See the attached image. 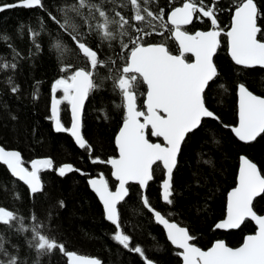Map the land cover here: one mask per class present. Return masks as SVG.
Instances as JSON below:
<instances>
[{"label":"snow or ice","instance_id":"6c2138e0","mask_svg":"<svg viewBox=\"0 0 264 264\" xmlns=\"http://www.w3.org/2000/svg\"><path fill=\"white\" fill-rule=\"evenodd\" d=\"M17 8L31 16L10 31L0 29V46L7 49L0 53V118L18 135L19 113L9 101L39 108L47 83L46 119L55 133L70 135L80 158L104 166L107 174L52 156L26 161L21 150L0 143V166L13 178L0 197L19 205L0 206V264H106L69 246L59 222L67 203L52 196L48 173L83 176L112 226L110 239L140 264H159L161 248L151 235L156 243L150 251L141 241L142 224L125 215L133 201L137 216L161 228L168 242L164 250L177 264H264V163L238 156V171L213 226L226 234L251 226L238 245L216 237L204 246L179 218L183 193L176 184L192 154L201 164L206 145L264 144V92L251 90L244 78L264 73V0H0V13ZM222 51L230 58L231 75L219 63ZM45 56L57 68L50 82L34 75ZM230 96L232 119L226 121L222 106ZM64 108L69 121L62 118ZM89 109L98 126L116 124L107 155L103 138L85 131ZM202 164L213 171L222 167L212 158ZM153 183L159 184L163 209L150 199ZM21 185L28 193L27 212L21 211Z\"/></svg>","mask_w":264,"mask_h":264},{"label":"trees","instance_id":"16d2710c","mask_svg":"<svg viewBox=\"0 0 264 264\" xmlns=\"http://www.w3.org/2000/svg\"><path fill=\"white\" fill-rule=\"evenodd\" d=\"M7 2H13V0H7ZM30 16L31 13L23 8L10 10L7 13H0V29L7 28L10 31L15 26L17 20L30 18ZM225 22L227 23V17H225ZM197 27H202V25H197ZM2 35L3 33L0 32V36ZM19 47L23 49L24 45L20 44ZM6 52L7 49L0 46V53ZM218 60L225 72L231 75L233 69L227 54L222 51L218 54ZM56 74V65L47 56L38 62L34 73L36 78H44L47 82L52 81ZM244 78L251 90L256 91L258 94L264 92V73H257ZM0 89H2V86H0ZM43 92L44 100L41 102L39 108L32 105L26 107L24 104L9 101L15 112L19 113L20 132L18 135L14 134L16 129H10L9 124L0 118V143H5L10 148L21 150L26 161L30 158L52 156L58 163L71 162L86 171L95 172L104 168V166L98 168L92 165L86 158L81 159V150L74 144V140L70 135L55 133L52 122L46 119V116L50 114L48 108H46V104L49 103L47 83L44 85ZM5 99L8 98L5 97ZM232 99L233 97L230 96L222 106L226 121H231L232 119ZM27 103L25 101V104ZM95 115L91 109L88 110L85 131L97 141L103 138L105 151L102 154L107 155L112 151L110 138L116 130V124L112 123L107 127L98 126L94 119ZM0 117H3L2 112H0ZM62 118L65 121L70 120V113L67 108L63 109ZM33 129H36L34 135H32ZM202 151L204 155L201 158V164L197 165V157L195 154H192L188 158L183 171L176 178L178 191L183 193L177 208V212L182 213V216L179 218L196 230L204 246H207L216 237H221L233 245H238L242 236L252 230L251 226L244 229L243 232L237 230L227 234L213 231V226L221 215L226 193L233 185L234 175L238 171L239 166L238 156L246 153L255 162L264 163V144H254L251 147H247L238 146L228 141L224 143L222 149H213L212 145L209 144ZM209 158L218 161L222 167H217L213 171L211 166L203 165L202 160ZM197 169H199L198 177H193L191 172ZM104 170L107 174L106 168ZM46 179L52 196L63 198L67 203V209L61 213L59 222L70 247L82 254L101 257L105 260L106 264H140L138 257L122 250L110 239L112 226L104 219L102 204L87 185L86 179L83 176L71 173L65 178H60L54 173H48ZM12 180L13 178L6 171L5 167L0 166V190ZM150 191L152 203L158 208L163 209L165 205L159 199V184L153 183ZM19 192L23 195L25 204L21 211L27 212L28 193L22 185L19 188ZM209 193L212 195L209 196ZM206 199L210 210L205 212ZM0 206H7L9 208L19 207L18 204L13 203L10 197H0ZM197 209H200V211H197ZM138 211L139 206L133 201L125 215L142 224L146 234L141 237V241L149 246L150 251H155L152 246L156 242L150 238L151 235H155L161 248L156 257L159 260V264H177V258L172 252L164 250L168 242L161 228L152 224L146 215L143 217L137 216L136 213ZM149 229L150 234L148 233Z\"/></svg>","mask_w":264,"mask_h":264},{"label":"water","instance_id":"95a60500","mask_svg":"<svg viewBox=\"0 0 264 264\" xmlns=\"http://www.w3.org/2000/svg\"><path fill=\"white\" fill-rule=\"evenodd\" d=\"M36 158H42V157H36ZM230 191V190H229Z\"/></svg>","mask_w":264,"mask_h":264}]
</instances>
